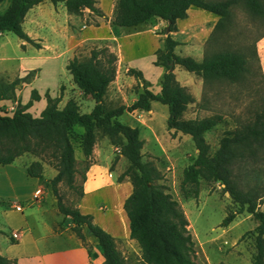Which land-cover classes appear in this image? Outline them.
Instances as JSON below:
<instances>
[{
    "label": "trees",
    "instance_id": "16d2710c",
    "mask_svg": "<svg viewBox=\"0 0 264 264\" xmlns=\"http://www.w3.org/2000/svg\"><path fill=\"white\" fill-rule=\"evenodd\" d=\"M7 1L8 5L0 12V32L10 31L19 38L38 44L23 29L22 21L28 9L43 0ZM51 1H63L69 13H80L82 8L102 13L96 5L97 0ZM125 1L130 3L135 13L120 21L121 25L135 27L158 17L166 23L161 32L165 35L160 46L154 51L153 60L155 64L164 67L159 92L147 87L148 80L140 69L131 67L128 72L142 84L143 89L129 105L107 106L104 96L116 75L117 54L108 45L94 46L87 57L73 56L66 63V69L74 84L93 98L94 105L91 110L82 112L74 98H68L64 105L59 106L61 96L46 93L45 107L39 116H33L26 111V107L33 99H37L39 94L32 90L31 99L25 104L18 101L12 114L0 113V163H13L18 156L29 152L41 157L26 163L28 174L42 177V157L48 158L55 173L47 179V184L56 198L57 209L62 214L59 223H70L73 232L82 240L85 239L86 233L94 236L107 264H125V259L116 246L115 236L101 228L93 220L91 213L81 212L76 204L78 200L67 204L58 188L59 183H64L76 191L78 199L84 196L82 184L75 181L78 168L71 140L72 132L75 127H82L80 146L83 155L88 159L92 154L97 132L100 131L128 161L118 181H123L126 176L132 185L131 192L123 201L124 220L126 233L134 238L141 248L143 263L198 264L196 244L184 210L165 190L163 183L159 182L162 172L154 161L143 159L144 139L139 134V128L119 119L124 110H149L152 101H159L168 108L167 128L189 134L197 149L194 161L183 169L181 191L185 196L195 197L199 193L200 178L220 181L232 200L238 204L237 209L227 211L220 225L227 226L244 210L252 214L258 223L255 226V253L251 264H264V211L258 208L264 197V182L255 180L240 185L238 178L239 171H244L249 165L253 167L252 172L259 177L264 176V98L262 97L259 107L250 117H235V126L223 132L217 148L211 152L210 143L204 133L216 121L212 117L199 122L179 118L194 101V97L186 86L179 82L174 72L175 65H179L199 74L205 82L241 81L248 71L247 49L258 60L256 41L264 35V31L254 41H230V31L236 24L234 8L241 6L248 13L264 18V0H181L168 5L165 12L143 5L138 0ZM155 1L162 4L166 0ZM190 5L218 15L200 60L189 54L176 53L175 46L180 41L171 35V32L177 30V19L187 17ZM261 77L264 83L262 73ZM21 79L22 77H16L0 85V99L7 98V91L13 90ZM117 159L118 154L113 162ZM0 264L17 263L15 258L0 255Z\"/></svg>",
    "mask_w": 264,
    "mask_h": 264
},
{
    "label": "rangeland",
    "instance_id": "374dc122",
    "mask_svg": "<svg viewBox=\"0 0 264 264\" xmlns=\"http://www.w3.org/2000/svg\"><path fill=\"white\" fill-rule=\"evenodd\" d=\"M113 1L111 21L108 20L107 15H102L103 12L102 14L95 12L92 14L85 12L82 8L80 13H73L76 20L71 23V30H64L63 34L54 40L59 48L61 44L67 47L64 52H49L35 44H27L23 47V39L13 32L0 33V85L10 82L16 77H22L13 90L7 91L8 97L0 99V113H4L3 109L11 104H14L16 108L18 101L22 104L27 103L31 99L32 90H36L39 94V97L33 99L31 104L26 107V111L33 116H39L45 107L46 93L51 96L60 94L59 106L64 105L68 98H80L81 108L83 110L88 109L93 98L82 92L74 84L71 74L64 65V61L73 47H75V54L79 58L87 57L92 47L101 45H108L117 54L116 75L114 80L110 82L104 96V102L107 106L129 105L143 89L142 84L128 72L131 67L140 69L143 76L148 80L147 87L158 92L164 67L153 62L154 51L162 42L165 33L161 32L166 23L158 17L135 27L121 25L119 22L131 14H129L130 11L127 6L122 3H125V0ZM138 1L143 5L166 11L168 5L181 0H166L162 4L155 0ZM7 5L8 1H0V12H3ZM42 5V17H44L46 26L38 28L36 31L39 36L52 39L55 33L49 29L52 24V17L48 13L49 9L52 10L50 8L52 4L47 1L46 4ZM214 14L192 5L188 10L187 17L177 20V30L171 32V35L180 41L175 49L191 52L193 57L201 59L208 36L218 18ZM58 18L60 22L63 21V16ZM234 20L236 24L230 31L232 36L228 37L232 42L236 40L254 41L264 31V18L248 13L241 6L234 8ZM24 25V30L29 27L27 22ZM263 36L256 41L258 60L247 49L248 71L245 72L244 78L239 82L227 83L219 80L205 82L199 74L187 71L181 66L175 67L176 77L180 83H184L194 97V101L181 113L180 119L196 122L207 117H213L216 121L204 133L210 143L211 152L217 148L218 140L223 132L235 126V117H250L253 111L259 107L262 97L264 98V83L261 80L263 71L259 56V45L261 49L264 45ZM74 37L81 40L73 42ZM259 40L260 42H258ZM38 43L40 45L41 42ZM49 54L55 57L51 59ZM89 100L90 105H87ZM151 105L153 111L149 112L148 115L152 118L147 120V115H141L140 118L149 121L150 126L145 122L142 123L147 129H150L151 126L154 127L158 134L152 136L147 129L144 131L143 139L146 144L143 159L154 161L162 172V179L159 182L163 183L165 190L179 202L184 210L189 221V230L196 244L198 264H208L205 254H207L211 264H249L255 253V226L258 221L252 214L244 210L238 213L239 216L235 217L227 226L220 225L228 210L238 208V204L232 200L220 181L200 178L197 196H185L183 194L180 189L183 169L194 161L197 149L189 134L181 131L172 132V129L167 128L168 108L166 104L152 101ZM12 112V110H8L6 114H12ZM130 117L131 115L127 110H124L119 119L130 123ZM80 132L79 128L75 127L71 137L76 167L78 168L75 181L82 184L84 188L88 178H90L89 183L99 180L93 189L94 193L83 204L89 207L96 206L104 213L113 211V224L120 226L117 222H122V217L124 218L123 201L131 192L132 185L129 181L119 182L118 179L128 161L118 154L116 146L110 147L103 142V134L100 131L97 132L99 141L96 145L94 144L92 154L86 159L80 146ZM117 154L118 159L113 162ZM40 157L25 152L17 157V161L28 163ZM42 164L44 176L51 177L55 173V169L48 158L42 157ZM252 168L249 165L248 168H244L245 172L239 171L240 185L255 180L264 182V176L259 177L255 172H252ZM123 180H128V177L125 176ZM58 188L67 204H73L78 200L76 204L79 207L81 198H77L74 189L69 188L64 183H59ZM46 205L51 206L49 203ZM258 206L264 211V199ZM27 210L30 209L27 208ZM69 228L71 229V226ZM118 236L131 238L129 234L120 231V229H118ZM238 239L243 242L234 244ZM117 245L125 259V264H141L143 262L141 248L137 241L120 239ZM237 248H241L240 254L237 253Z\"/></svg>",
    "mask_w": 264,
    "mask_h": 264
},
{
    "label": "crops",
    "instance_id": "0c3cea01",
    "mask_svg": "<svg viewBox=\"0 0 264 264\" xmlns=\"http://www.w3.org/2000/svg\"><path fill=\"white\" fill-rule=\"evenodd\" d=\"M47 1H50L52 4V7H50L52 10H48V13H50L52 17V24L49 26V29L51 30V32L55 33V36L52 37V39L41 37L36 31V29L46 26V23L43 19L44 17H42V4H46ZM113 3V0H97L96 2V5L103 12V14H101L103 16L107 15L109 17L108 20L110 21L112 19ZM122 3L126 5L129 9V14L135 13L133 7L128 1ZM191 6L192 5H190L187 9V14ZM83 10H85V12L87 11L88 13H94L88 8H84ZM214 15L218 16L217 14ZM59 16H63L62 22L58 20ZM75 18L76 17L73 13H69L67 11L63 1L53 3L51 0H43L28 9L23 18L22 27H25L24 23L27 22L29 27L25 28L26 33L37 43L41 42L40 45L39 43L35 44L37 47L44 48L49 52H64L66 51L67 47H64L61 44L59 45V48L55 44L54 40L58 39L61 34H63L64 30H71V23L76 20ZM4 32L7 31H2L0 33ZM80 40V38L74 37L73 42H78ZM260 40L258 42H260ZM27 44L33 43L23 39V47H25ZM175 52L181 55L189 54L193 56L191 52H182L178 49H175ZM49 55L51 56V59L55 57L54 55ZM73 56H77V54H75V47H73L68 53L64 61V65H66L68 59H71ZM259 56L261 58V65L264 77V45L263 49H261L259 45ZM176 66L179 65H175V67ZM181 84L184 85V83ZM76 100L82 112L90 111L94 105V100L91 102V105L89 100L87 101V105H90L89 108L83 110L80 104L81 99L76 98ZM152 109L153 108L151 105V108L149 110H142V113L139 110L127 111L131 115V122L126 123L137 126L139 128V134L142 138H144V131L147 129L142 122H145L149 126L150 122L142 120L140 116L147 115V120H150L152 116L148 115V113L152 112ZM180 116L182 115L180 114L179 118ZM77 128H79V130L82 129V127L80 126H77ZM147 130L152 136H157L158 134L155 131V128L152 126L150 129ZM173 131L174 129H172V132ZM102 140L103 142L107 143L108 146L113 147V145L109 141V138L106 135L102 136ZM98 141L99 136L97 134L95 145L98 143ZM145 144L146 141L144 140L142 147L143 152L145 149ZM118 154L121 155L122 158L124 157L122 154ZM17 160L18 159H16V161L13 163H0V255H6L8 257L15 258L17 264H107L102 253L101 247L94 236L89 234L87 235L86 233L85 239L82 240L73 232V230L69 228L70 223H59V221L62 219V214L59 213L56 205V198L54 197L50 186L47 184V179L49 177L44 176V174L42 177L29 175L27 172L26 163ZM89 179L90 178H88V180L85 181L84 184V196L81 197V202L79 203L80 211L83 213H91L93 215V220H95V222H97L101 226V228H104L113 236H115L116 244H118V240L120 239L136 241L134 238L118 236V229L126 233L123 217L122 222H117V224H119L120 226H114L112 220L113 211L110 210V212L104 213L99 210L96 206L89 207L86 204H83L84 202L88 201L87 198L89 199L92 196V194L94 193L93 189L97 184L96 182L99 181L97 180L93 183H89ZM48 203L51 206H47L46 204ZM27 208L30 210L28 211ZM237 216L239 215L237 214L236 217ZM13 232H16L18 234L17 237L12 236ZM240 242L243 241L238 239L237 242H235L234 244H238ZM236 251L239 254L242 252L241 248H237ZM249 255L251 257V253ZM205 257L208 264H211V262H209L207 254H205ZM141 264L145 263L142 262ZM249 264H251V260Z\"/></svg>",
    "mask_w": 264,
    "mask_h": 264
},
{
    "label": "built area",
    "instance_id": "2783aa9c",
    "mask_svg": "<svg viewBox=\"0 0 264 264\" xmlns=\"http://www.w3.org/2000/svg\"><path fill=\"white\" fill-rule=\"evenodd\" d=\"M14 109H15L14 104H11V105L5 107V109H3V110H4V113L6 114L8 110H12L13 111ZM17 235L18 234L16 232L12 233L13 237H17Z\"/></svg>",
    "mask_w": 264,
    "mask_h": 264
}]
</instances>
